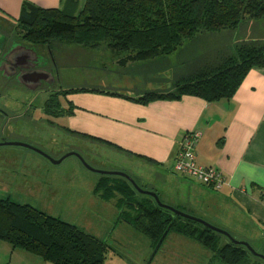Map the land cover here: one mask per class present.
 <instances>
[{
  "label": "trees",
  "instance_id": "trees-1",
  "mask_svg": "<svg viewBox=\"0 0 264 264\" xmlns=\"http://www.w3.org/2000/svg\"><path fill=\"white\" fill-rule=\"evenodd\" d=\"M260 18H264V0H84L77 13L25 6L17 20L25 40L34 45L50 46L59 39L92 49L106 45L113 53L126 54L129 61H146L170 55L200 34L236 30L245 21ZM259 42L239 40L232 53H219L196 71L186 72L171 90H150L132 97L139 102L179 99L184 95L208 102L230 99L252 68H264V45ZM83 90L87 89L56 92L53 107L58 106L61 95ZM100 176L94 192L103 199L119 193L122 197L118 215L148 236L156 246L155 252L174 231L209 249V264L216 258L223 264H264L245 246L233 244L224 235L160 207L126 178ZM124 204L132 209L125 213ZM223 238L226 242L221 244ZM0 239L53 264H105L111 250L107 243L77 226L9 198H0Z\"/></svg>",
  "mask_w": 264,
  "mask_h": 264
},
{
  "label": "crops",
  "instance_id": "crops-1",
  "mask_svg": "<svg viewBox=\"0 0 264 264\" xmlns=\"http://www.w3.org/2000/svg\"><path fill=\"white\" fill-rule=\"evenodd\" d=\"M83 3L84 0H0V15L7 21L19 19L25 6L63 8L77 13ZM78 88L87 90L60 96L57 115L61 113L65 123L62 126L57 121L54 123L76 140L91 141L93 155L98 151L96 146H102L103 154L111 155L108 160L111 166L103 168L125 171L132 176L130 170L138 173L143 167L146 172L138 176L144 179L146 189L155 190L158 195V190H165L184 207L186 204L199 206V210L239 230L244 240L264 239V68H252L232 98L213 102L190 95L139 102L132 97L137 95L128 90ZM67 89L63 87L58 91ZM193 129L203 132L195 150L197 163L218 168L224 174L225 184L220 189L181 176L174 170L182 137ZM19 137L14 140H24ZM0 151L40 157L27 148H0ZM44 163L54 166L46 160ZM75 165L81 169L76 162ZM100 177L93 181L85 196L104 206L112 205L113 196L103 199L94 192ZM187 183L188 189H181ZM137 199L146 202L145 198ZM118 201L114 207L119 210ZM127 205L130 211L132 206ZM171 233L167 237H173ZM182 236L180 234V240L174 236L170 243L193 250L182 258L181 264H202L203 257L206 258L203 263H211L209 249L202 250L198 241L182 240L185 237ZM0 264L53 263L0 239Z\"/></svg>",
  "mask_w": 264,
  "mask_h": 264
},
{
  "label": "rangeland",
  "instance_id": "rangeland-1",
  "mask_svg": "<svg viewBox=\"0 0 264 264\" xmlns=\"http://www.w3.org/2000/svg\"><path fill=\"white\" fill-rule=\"evenodd\" d=\"M243 39L259 40L257 44L264 45V18L249 19L236 30L200 34L176 52L146 61H129L126 54L113 53L106 45L92 49L68 40H53L50 42V68L54 69L60 80L52 88L53 91L38 89L29 92L22 87L0 98L1 105L8 107L11 114L0 141H21L14 140L20 136L18 139H24L21 142L42 150L54 159L76 151L97 169H102L104 165L111 166L108 163L111 155L105 151L107 155H104L102 146H96L98 151L93 155L94 144L91 141L76 140L75 136L55 125L56 121L60 126L65 123L61 113L57 115V107H53L55 93L60 88L128 90L132 91V95L150 90L169 91L180 76L196 71L219 53H232L235 42ZM17 116L19 118L14 120ZM0 148L26 147L5 145ZM37 154L40 157L0 151V198L28 204L104 241L111 248L105 264H181L182 258L192 253L193 250L187 247L170 244L174 236L180 240V234L174 231L176 234L171 233L173 237L165 238V242L155 252L153 241L139 229L129 223L127 225L118 215L119 210L114 204L122 197L119 193L113 195L110 201L112 205L109 206L88 200L85 195L100 174L88 170L76 156L67 157L49 167L44 160L49 164H52L51 161ZM100 155L101 158L98 157ZM75 162L81 166L80 170ZM142 172H146L143 167L139 168L138 173L130 170L140 186L148 187L144 179L138 176ZM188 186V183L182 185L181 189H188ZM158 192L163 202L222 229L228 227L229 230H226L236 239L244 240L239 230L226 225L217 216L199 210V206L196 208L186 204L184 207L165 190L160 189ZM123 209L126 213L128 205L124 204ZM182 240L190 239L183 237ZM224 242L226 240L221 239V244ZM250 242L255 249L264 252V239ZM199 246L205 250L201 244ZM205 259H201L202 264L208 263L207 260L203 263ZM215 260L212 264H223L217 258Z\"/></svg>",
  "mask_w": 264,
  "mask_h": 264
},
{
  "label": "flooded vegetation",
  "instance_id": "flooded-vegetation-1",
  "mask_svg": "<svg viewBox=\"0 0 264 264\" xmlns=\"http://www.w3.org/2000/svg\"><path fill=\"white\" fill-rule=\"evenodd\" d=\"M25 39L20 22L16 18L7 21L0 15V98L22 87L29 92L38 89L53 91L52 88L60 80L54 69L50 68L49 45H34ZM23 72H30L26 76L31 79L40 76V86L35 90L29 89L31 79L27 81L28 87L23 85L22 82H26L22 76L25 74ZM48 72L54 73L55 80ZM9 111L8 107L0 103V136H4V130L10 121ZM18 116L14 120L19 118Z\"/></svg>",
  "mask_w": 264,
  "mask_h": 264
},
{
  "label": "water",
  "instance_id": "water-1",
  "mask_svg": "<svg viewBox=\"0 0 264 264\" xmlns=\"http://www.w3.org/2000/svg\"><path fill=\"white\" fill-rule=\"evenodd\" d=\"M23 73H25V74L22 75V76L25 77V81H26L25 83H26V86L28 87V84H27L28 82L27 81H29L31 79V77L26 76V75H28L30 72H23ZM48 74L51 76L52 79L54 78L53 74L51 72H48ZM30 82H31V84H30L31 86H29V89L35 90V89H37L40 86L41 77L37 76L34 79H31ZM5 145H15V146L26 147L27 149H30V150L33 149L32 151H35L36 153H39V155L44 156V158H46L48 161L50 160L52 164H59L61 161H63L67 157L76 156L83 163V165L90 171L99 173L101 175H112V176L124 177L133 185V187L139 193L153 197L154 200L156 201V204L159 205L160 207L166 208V209L172 211L177 216H180V217L195 221V222L205 226L206 228H208V229H210V230H212L214 232H217L219 234L224 235L231 243L245 246L250 251V253L252 255L260 257L264 261V254H262L261 252L257 251L249 241L236 239L226 229H222L220 227H217V226L211 224L210 222L206 221L203 218L188 214V213H186L184 211H181V210H179V209H177V208H175V207L163 202L161 200L160 196L158 195V193L155 190L143 188L142 186H140L136 182V180L130 174H128L125 171L97 169V168L91 166L90 164H88L86 162V160L84 159V157L79 152H76V151L68 152V153L64 154L61 158L54 159V158H51L48 154H45V152H43L42 150H39V149H37L35 147L30 146L29 144L21 142V141H5V140L4 141H0V146H5Z\"/></svg>",
  "mask_w": 264,
  "mask_h": 264
},
{
  "label": "built area",
  "instance_id": "built-area-1",
  "mask_svg": "<svg viewBox=\"0 0 264 264\" xmlns=\"http://www.w3.org/2000/svg\"><path fill=\"white\" fill-rule=\"evenodd\" d=\"M202 136L203 132L199 129L190 130L183 135L174 170L181 176L188 177L214 189H220L225 184L224 174L218 168L197 163L195 150Z\"/></svg>",
  "mask_w": 264,
  "mask_h": 264
}]
</instances>
